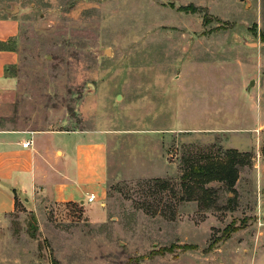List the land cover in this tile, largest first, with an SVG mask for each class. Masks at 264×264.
<instances>
[{
	"label": "rangeland",
	"instance_id": "obj_1",
	"mask_svg": "<svg viewBox=\"0 0 264 264\" xmlns=\"http://www.w3.org/2000/svg\"><path fill=\"white\" fill-rule=\"evenodd\" d=\"M10 40L0 129L98 136L108 183L92 209L20 198L0 264H264V0H0ZM235 156L233 191L186 198L189 162Z\"/></svg>",
	"mask_w": 264,
	"mask_h": 264
},
{
	"label": "crops",
	"instance_id": "obj_2",
	"mask_svg": "<svg viewBox=\"0 0 264 264\" xmlns=\"http://www.w3.org/2000/svg\"><path fill=\"white\" fill-rule=\"evenodd\" d=\"M6 53L12 55V66H5H16L18 54L1 55ZM7 68L1 69L0 81ZM30 140L32 145L24 148ZM107 183L108 144L98 136L82 131L0 129V217L15 213L20 198L28 205L41 198L84 206L100 201L102 207Z\"/></svg>",
	"mask_w": 264,
	"mask_h": 264
},
{
	"label": "trees",
	"instance_id": "obj_3",
	"mask_svg": "<svg viewBox=\"0 0 264 264\" xmlns=\"http://www.w3.org/2000/svg\"><path fill=\"white\" fill-rule=\"evenodd\" d=\"M11 41L6 43H0V51H14L10 47ZM241 161L235 157L227 159L225 162L220 160H209L205 163L202 162H189L182 176V187L185 189L186 198L194 199L195 185H205L212 182H223L232 191L238 180L237 165ZM155 183L159 185V188L163 190L168 188V182L163 180H155Z\"/></svg>",
	"mask_w": 264,
	"mask_h": 264
},
{
	"label": "built area",
	"instance_id": "obj_4",
	"mask_svg": "<svg viewBox=\"0 0 264 264\" xmlns=\"http://www.w3.org/2000/svg\"><path fill=\"white\" fill-rule=\"evenodd\" d=\"M32 143H33L32 140L27 141V142H25V143L23 144V147H24V148H27V147H29L30 145H32ZM93 201H94V196H91V197L89 198V202H93Z\"/></svg>",
	"mask_w": 264,
	"mask_h": 264
},
{
	"label": "water",
	"instance_id": "obj_5",
	"mask_svg": "<svg viewBox=\"0 0 264 264\" xmlns=\"http://www.w3.org/2000/svg\"><path fill=\"white\" fill-rule=\"evenodd\" d=\"M241 1H244V0H241Z\"/></svg>",
	"mask_w": 264,
	"mask_h": 264
}]
</instances>
